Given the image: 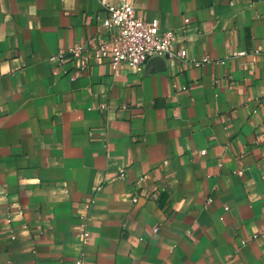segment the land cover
Segmentation results:
<instances>
[{
	"label": "crops",
	"instance_id": "1",
	"mask_svg": "<svg viewBox=\"0 0 264 264\" xmlns=\"http://www.w3.org/2000/svg\"><path fill=\"white\" fill-rule=\"evenodd\" d=\"M136 6L202 63L72 78L101 0H0V264H264V0Z\"/></svg>",
	"mask_w": 264,
	"mask_h": 264
},
{
	"label": "built area",
	"instance_id": "2",
	"mask_svg": "<svg viewBox=\"0 0 264 264\" xmlns=\"http://www.w3.org/2000/svg\"><path fill=\"white\" fill-rule=\"evenodd\" d=\"M101 4L103 11L95 17L99 34L83 44L61 49L50 58L52 63L63 65L69 55L75 67L72 78L77 77V71H84L95 63L126 66L135 73H141L155 58L189 61L195 66L202 63L203 60H188L187 50L180 45L175 30L164 27L157 18L147 19L140 14L136 0H120L116 5L101 0ZM188 24L189 20L184 19L183 25ZM233 55L243 56L245 52H234ZM88 238L89 233L83 230V244ZM76 264H84L83 254Z\"/></svg>",
	"mask_w": 264,
	"mask_h": 264
}]
</instances>
